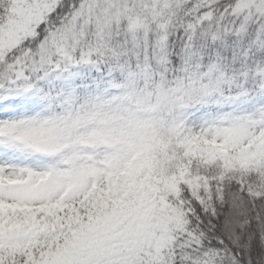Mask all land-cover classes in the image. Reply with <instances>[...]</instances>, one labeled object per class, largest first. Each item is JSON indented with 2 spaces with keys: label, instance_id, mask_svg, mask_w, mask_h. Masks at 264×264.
<instances>
[{
  "label": "snow or ice",
  "instance_id": "6c2138e0",
  "mask_svg": "<svg viewBox=\"0 0 264 264\" xmlns=\"http://www.w3.org/2000/svg\"><path fill=\"white\" fill-rule=\"evenodd\" d=\"M0 264H264V0H0Z\"/></svg>",
  "mask_w": 264,
  "mask_h": 264
}]
</instances>
